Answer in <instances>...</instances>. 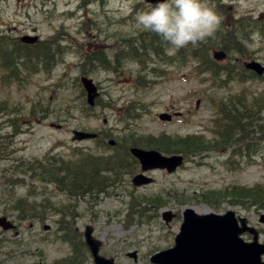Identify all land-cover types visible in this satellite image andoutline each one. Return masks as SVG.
Instances as JSON below:
<instances>
[{
	"label": "rangeland",
	"instance_id": "374dc122",
	"mask_svg": "<svg viewBox=\"0 0 264 264\" xmlns=\"http://www.w3.org/2000/svg\"><path fill=\"white\" fill-rule=\"evenodd\" d=\"M104 1V8L101 2H97L92 5H83L88 9L84 10L83 8L79 9L80 0H0V37L5 38V33L11 37L29 33L37 34L42 41H46L49 38L45 37L54 34L55 30L62 25L61 33H57L51 43L68 46L66 49L70 53L66 55L68 56L66 65L59 66L50 80L44 77H35L32 85L22 91L12 85H7L3 78L4 73L0 70L2 84L0 86V111H2L0 134L5 135L11 131L7 126L8 123H5L6 110L13 111V107H18L21 110L17 117L18 120L15 121L12 118V121H15L17 127L21 129V134L14 139L13 145L9 142L1 144L0 177H12L11 175H13L12 178H22L19 173L12 170L18 159H41L50 152L67 157L71 152L69 149L73 147L84 150L90 148L91 151L100 153L97 149L93 150L95 143L90 140L72 142L71 133L73 130L91 132L109 130L112 139L129 135V139H138L142 142L158 140L161 135L169 138L199 137L202 146L207 145L212 148L199 155L196 154L197 156L187 158V161L174 174L168 175L161 171L151 173L154 182L149 186L131 191L128 183H124L125 191L122 195L103 198L101 202L95 204V207L90 208L88 213H95V216L97 214L99 216L95 223L91 224L87 221L91 215L87 220L81 222V224L86 222V224L95 226V237L101 243V254L113 257L116 264H151L149 259L154 252L173 245L174 236L181 223V212L185 207H192L199 214L206 212L223 214L227 211H235L237 214L245 216H251L252 210L250 209H255L256 214L261 208L258 206L261 201L260 194L256 195L249 190L254 191L253 188L256 184L258 189L264 191V155H259L255 159V163L250 165L245 160L236 162V166H241L237 172L229 170L227 168L229 154L223 153V147L220 146L221 134L226 133L227 124L232 122L233 116H237V114L229 113L228 120L225 119L222 122L212 107L218 99L226 102L229 99L228 96L235 95V97L243 96L247 100L246 103H249L251 97H257L260 109H264V80L251 79L249 81V74L241 64L256 60L264 65V0H220L227 7L225 12L220 13L224 25L229 26L236 21L242 22L241 28L237 27L233 33L237 37L245 38L244 45L248 46L239 56L240 67L229 65L235 58V55L232 56V54H228L226 60L217 64L221 67L228 66L229 70H233L232 74L234 75L239 72V76L248 79L244 83L226 81V78L221 75L218 77V81L209 74H196L195 76L191 68L184 65L182 61H178L176 66H161V69L164 70V73L161 74L163 78L152 79L156 83L145 89L134 91L132 88L133 76L138 68L134 64H128L125 69L121 70L122 73L118 78L104 72L91 74V77L100 86L99 105L101 106H97L91 111L93 116L84 118L75 111L79 108V102L76 97L78 90L76 84L74 85V79L80 75L76 65L78 53L75 52V49L78 50L85 46L86 50L88 45L92 47L97 41V35L96 30L79 34L76 32L77 28L87 16L90 18L96 16L98 22L103 23L101 26L104 27L105 23L109 22L106 18L125 17L130 12V7L141 0ZM89 10L92 12H88ZM116 28V25H110L109 33L115 32ZM122 28L127 29V26ZM67 33L70 34L66 36ZM248 33H251L250 41L247 38ZM168 62L172 63L173 61L168 59ZM190 77L197 79H190ZM199 79H202L204 83ZM214 80L218 82L217 90L211 88L215 86L213 85ZM59 83L61 87L56 86ZM47 100L50 101V117L40 120V122L36 120L30 122L27 118L30 103L41 102L43 106H46ZM127 101H135L136 104L133 105V108L138 105L141 111H131V115H126L123 107ZM104 102L107 103L106 106ZM197 102L198 104H196ZM5 105H8L6 110L3 109ZM240 108L236 109L241 110ZM249 110L251 111V108ZM176 112L180 114L173 116L170 122H162L158 119V115L161 113L173 114ZM21 116L24 120H21ZM261 116L262 120L260 121L262 122L264 121V112L260 114ZM104 119H106V123H104ZM259 122L254 121L256 125H261ZM51 123L60 125V129L52 128ZM240 123L245 124V121H240ZM231 128L230 126L227 129L230 135L233 132ZM234 134L238 136L242 133L241 130H234ZM165 138L167 137L163 139ZM238 146L240 145L237 144L234 148H239ZM214 147L218 150H214ZM239 149H236V152ZM26 180L24 179L25 183ZM26 184L34 187L35 191L40 193V190L30 180ZM28 188L26 187V189ZM2 189L0 187V190ZM234 189L235 195L239 189H245L248 192H243L245 197L236 198L232 194ZM29 190L32 189L29 188ZM50 190L51 187L44 189V192L48 193ZM0 192H5V190ZM24 192L23 189H18L15 193L21 195ZM222 192H225L223 195L225 198L220 195ZM151 194H160L162 202L166 204L151 212L152 218L147 222L149 225L133 223L129 227L124 220L127 206L125 211H122L120 203L127 204L130 199L129 195L142 197ZM200 196L203 198L207 196V203L198 201L197 197ZM239 201H243V204ZM181 202H186V204ZM249 202L253 204L249 205ZM167 210L179 218L175 221L173 218L166 224L161 216ZM260 210L264 212L263 209ZM54 218L51 217L52 220ZM46 224L51 226L48 234L39 224H34L31 230H28L27 224L21 225L20 235L29 237L30 254L42 253L40 257L35 256L28 261L25 259L24 264H31L33 261L48 264L54 257L61 256L66 252L65 244L40 242L46 235L49 239L54 232L52 222L48 221ZM83 226L81 225L82 229ZM9 236L6 235L7 240ZM10 238L12 239L11 236ZM132 251H137L136 262L127 255ZM13 256L14 254L5 256L8 260L5 264H14L9 261ZM86 259L85 256L84 260ZM86 264H92L89 258Z\"/></svg>",
	"mask_w": 264,
	"mask_h": 264
},
{
	"label": "trees",
	"instance_id": "16d2710c",
	"mask_svg": "<svg viewBox=\"0 0 264 264\" xmlns=\"http://www.w3.org/2000/svg\"><path fill=\"white\" fill-rule=\"evenodd\" d=\"M148 35V42L145 44V40L143 39L142 47H146L147 50L159 55L163 52V40L155 33L148 32ZM136 37H124L118 39V46L122 45L123 50H125V53L121 55L122 57L135 60L139 58L140 50L138 47L141 45V43L136 42ZM126 39H130L131 42L127 43ZM227 39L228 36H225V38H222V42L226 43L228 41ZM224 48H226V46H224ZM60 49V47H56L55 49L52 48L50 43H38L34 46H25L16 40H12L11 38L0 37V68L3 70L4 74H6L8 80H22L31 73H39L40 68L47 70L48 68L55 66L60 61L62 63L63 51H60ZM115 55H117V53H115ZM106 58L108 59V56L104 53L103 58L98 56L95 58V60L99 59L102 68H108V63L110 62L106 61ZM120 59H117L118 65L122 63ZM121 60L123 61V59ZM209 61L212 64V61ZM211 64H207V69L205 68V70H209L214 75H217V73H219L218 67L213 66L211 68ZM227 74L231 73L228 71ZM246 102L247 100L244 97L240 99L239 108L241 107V110L236 109L235 105L233 104L229 105V103L224 104L219 102V106L222 108L221 110L226 117L231 112H235L237 114V116H233L234 120L227 124V126L241 130L243 138L245 139L250 136L247 131V126L250 124V122H253L256 117V121L260 120V117L256 115L258 109H260L258 101L257 105L248 104ZM249 108H251V111ZM40 113L42 114L41 118H45L48 110L42 109ZM30 117L35 119L36 116L34 110L31 111ZM240 121H245V124L240 123ZM262 124L263 123H261V125ZM10 125L13 129L12 136H16L17 131L15 123H10ZM259 128L263 130L261 126H259ZM263 136L264 134L260 137ZM7 142L8 140L4 139L3 141H0V145ZM131 144L139 145L137 141L131 142ZM144 146L149 148L152 146L153 148L161 150L167 154L181 153L185 154L186 156H192L197 153H201L204 150H208L209 148L207 145L202 146L199 142V138L175 139L170 141L157 140L155 142L148 141L144 143ZM119 160H121L119 156L99 158L91 156L90 154H86L79 155L76 160L72 161L65 160L58 155H53L47 156L45 160L42 159L33 162L18 160L13 167L16 172L22 173L24 175H30L32 179H36L39 182L42 181L48 184L54 183L61 192L70 196V198L78 199L84 198L88 195L92 197V195L99 196L100 194L106 193V188L111 183V181H114L115 177L119 174V170L120 174L117 176L116 180L124 170V167L120 164ZM128 160H131L130 157H128ZM130 171L131 169H128L127 172L130 173ZM6 181L11 184L9 185L11 186V189L16 188L17 185H15L13 181L10 179H6ZM15 182L17 183V179ZM10 195L11 194L9 193L8 196ZM44 199H47V197L44 196ZM6 200V203H11V210L17 212L16 217L19 220H26L27 218H42L40 215L41 212H39L41 203H36L33 201L32 203L34 206L31 205L30 208L23 209L18 208L19 203H12L8 198ZM26 202L28 201L22 200L21 204L26 206ZM160 203L161 202L158 198L146 201V204L151 205L153 209H155ZM138 206H141V203H139ZM64 211L68 215L69 208H66ZM60 224L61 228L58 230L65 238H75L72 236V230L71 228L67 227V222H64V219L60 222Z\"/></svg>",
	"mask_w": 264,
	"mask_h": 264
},
{
	"label": "water",
	"instance_id": "95a60500",
	"mask_svg": "<svg viewBox=\"0 0 264 264\" xmlns=\"http://www.w3.org/2000/svg\"><path fill=\"white\" fill-rule=\"evenodd\" d=\"M31 42L32 39H25ZM248 68L255 70L261 74L264 70L259 64L250 63ZM83 84L88 92V100L91 103L96 96L95 88L90 81H83ZM93 137V135L75 133V138L83 139ZM131 152L135 155L143 170L152 168L166 167L168 171H172L175 164L179 162L178 158H164L157 152H145L140 149H132ZM172 161L177 163L171 164ZM136 185L149 182L148 179L139 175L133 179ZM185 219L181 227V233L176 239V246L172 250L162 252L156 255L152 260L159 264H259V254L254 246L244 245L234 236V224L227 228L219 227L216 222L224 220L231 222V213H227L223 217L206 215L195 218L193 211L186 210ZM166 216H169L167 213ZM169 220V217L166 218ZM0 226L4 229H10L13 226L6 221L5 218H0ZM90 245L95 256L97 264H112L111 261L104 260L97 256L98 244L93 242ZM168 258L172 260L168 262Z\"/></svg>",
	"mask_w": 264,
	"mask_h": 264
},
{
	"label": "clouds",
	"instance_id": "9594fccd",
	"mask_svg": "<svg viewBox=\"0 0 264 264\" xmlns=\"http://www.w3.org/2000/svg\"><path fill=\"white\" fill-rule=\"evenodd\" d=\"M144 31L157 34L169 52L195 47L215 34L222 17L207 0H155L135 16Z\"/></svg>",
	"mask_w": 264,
	"mask_h": 264
},
{
	"label": "bare ground",
	"instance_id": "6f19581e",
	"mask_svg": "<svg viewBox=\"0 0 264 264\" xmlns=\"http://www.w3.org/2000/svg\"><path fill=\"white\" fill-rule=\"evenodd\" d=\"M68 35H69V33L66 34V36H68ZM126 41H127V43H130L131 42L130 39H126ZM247 129L246 130L248 131V133L250 135H253V136L260 137V136H262L264 134V131L261 130L259 128V126L254 123V120H253V122H250V124L247 126ZM232 224L233 223H231V222H224V220L216 222V225L217 226H219L221 228L225 227V228H227V230L230 229V227L232 226ZM232 228H233V226H232ZM168 259H169L168 262H170L172 260L171 258H168Z\"/></svg>",
	"mask_w": 264,
	"mask_h": 264
},
{
	"label": "flooded vegetation",
	"instance_id": "af4514ba",
	"mask_svg": "<svg viewBox=\"0 0 264 264\" xmlns=\"http://www.w3.org/2000/svg\"><path fill=\"white\" fill-rule=\"evenodd\" d=\"M249 225L253 228H255V230L257 231V234H258V240L261 242V243H264V225H262L260 222H259V219L258 220H250L249 222ZM244 238L246 241H249L252 239V236L251 234H245L244 235Z\"/></svg>",
	"mask_w": 264,
	"mask_h": 264
}]
</instances>
